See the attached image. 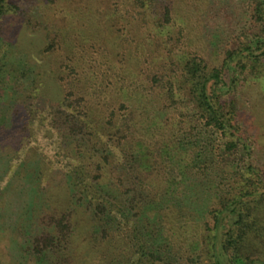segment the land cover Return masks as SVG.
I'll return each mask as SVG.
<instances>
[{
	"label": "trees",
	"instance_id": "trees-1",
	"mask_svg": "<svg viewBox=\"0 0 264 264\" xmlns=\"http://www.w3.org/2000/svg\"><path fill=\"white\" fill-rule=\"evenodd\" d=\"M108 10L87 5L78 40L74 28L41 27L49 42L29 99L70 189L54 179L26 191L36 251L48 253L35 264H199L203 253L209 264H264V170L238 110L240 86L264 80V0H222L198 23L194 0H120ZM9 16L32 23L0 0V23ZM60 48L68 56L54 57ZM30 65L15 70L24 76ZM164 153L185 160L179 195ZM229 173L236 178L217 187ZM189 218L195 232L178 234Z\"/></svg>",
	"mask_w": 264,
	"mask_h": 264
},
{
	"label": "rangeland",
	"instance_id": "rangeland-1",
	"mask_svg": "<svg viewBox=\"0 0 264 264\" xmlns=\"http://www.w3.org/2000/svg\"><path fill=\"white\" fill-rule=\"evenodd\" d=\"M11 1L19 5L20 10L26 15L25 17L32 19V23L16 16H9L0 23V261L7 264H35L38 259L45 261L48 253L45 251L46 249L43 253L36 251L37 242L34 233L35 225L32 223V205L28 202L29 193L27 194L26 191L32 193L36 186L45 185L54 179L57 182L65 183L66 187L70 189L68 177H64L61 166L56 164L55 159H61V157L55 156L57 150L54 145L45 138L46 142L40 143L43 135L39 131L40 115L32 104L33 98L29 99L31 91L34 90L33 85L38 83L37 78L34 80L33 67L37 66V63H42V58L45 57L42 50L49 42L45 37V30L41 27L47 23L51 29L54 26L56 29H65L64 31L74 28L77 34L74 39L78 40L80 33L87 28V23L89 24L88 21L80 18L87 5H95L100 8L106 17L105 13L109 11L108 9L114 6L115 1L120 0ZM221 2L222 0H194V15L197 23L203 21L205 11L211 7L220 6ZM126 7L128 8V4ZM206 30L217 34L215 26H207ZM66 54L67 50L60 48L54 57H66ZM217 54L216 45H212L211 55L207 58L217 64L219 60L221 61V57H217ZM27 60L32 63L30 65L32 70H27V74L21 76V73L15 69L24 66ZM20 69L18 70L20 71ZM45 76H47V81L48 72ZM45 88V95L49 100L50 87L47 85ZM45 95L43 96L45 97ZM238 110L240 120L249 135L248 145L251 147L249 150L252 154L251 161L264 170V80L249 81L240 86ZM6 128L12 129L13 133H18L20 136L18 141L13 137L8 143L5 142ZM215 143L217 144L218 141L216 140ZM172 155L164 153L162 158L167 160L166 171L170 175L169 191L173 195H179L184 185L182 178L186 163L183 156L179 159L176 154ZM25 161L28 162V166L23 165ZM39 162L41 165L42 162L45 163L42 170L37 168ZM31 168L35 174L29 179L21 180L24 173L21 171L26 173ZM225 175H227L224 176L225 181L216 182L217 187L224 182L230 183L236 178L230 173ZM214 195L215 193L212 194V199H214ZM79 196L80 194L77 192L74 198L78 209L85 205V200L78 201ZM26 202L27 205L23 210ZM210 217L207 220L212 223ZM181 218L182 215L178 220L180 223H184L181 222ZM185 220L186 218H184ZM196 222L195 219L189 218L186 228L180 230V227H177L178 234L180 231H184L187 236L191 235L192 232H195ZM200 227L201 232H208L204 227ZM50 230V228L46 229L47 232ZM86 241L87 239L84 240V243ZM191 244L192 249L198 251L196 244L193 242ZM203 254L199 264H209L208 258Z\"/></svg>",
	"mask_w": 264,
	"mask_h": 264
}]
</instances>
